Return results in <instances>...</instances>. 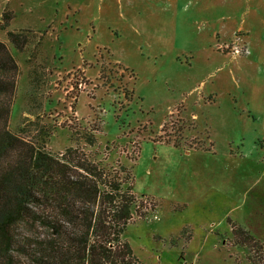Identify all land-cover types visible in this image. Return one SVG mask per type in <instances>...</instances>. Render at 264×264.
<instances>
[{
    "label": "rangeland",
    "instance_id": "1",
    "mask_svg": "<svg viewBox=\"0 0 264 264\" xmlns=\"http://www.w3.org/2000/svg\"><path fill=\"white\" fill-rule=\"evenodd\" d=\"M235 7L218 19L191 0H0L19 71L9 131L131 171L136 212L155 204L123 233L141 264H252L228 222L264 254V101L251 94L264 64Z\"/></svg>",
    "mask_w": 264,
    "mask_h": 264
},
{
    "label": "trees",
    "instance_id": "2",
    "mask_svg": "<svg viewBox=\"0 0 264 264\" xmlns=\"http://www.w3.org/2000/svg\"><path fill=\"white\" fill-rule=\"evenodd\" d=\"M12 17L10 12L2 14L1 30ZM6 37L17 51L28 42L15 31H7ZM18 72L0 41V264H141L123 233L133 214L143 219L155 204L142 197L145 210L136 212L133 177L125 166L91 161L78 147L53 154L43 143L11 133L8 122ZM132 79L134 85L135 75ZM130 92L129 101L133 87ZM97 131H91L86 144H94ZM166 144L179 148L175 141ZM228 223L232 240L255 254H248L249 261L264 264L262 245Z\"/></svg>",
    "mask_w": 264,
    "mask_h": 264
},
{
    "label": "crops",
    "instance_id": "3",
    "mask_svg": "<svg viewBox=\"0 0 264 264\" xmlns=\"http://www.w3.org/2000/svg\"><path fill=\"white\" fill-rule=\"evenodd\" d=\"M171 1L178 2V0ZM191 2L195 5V12L198 15L208 14L218 19L230 18L237 6L240 16L251 21L255 27V29H243V42L249 52L251 47L255 51V58L259 64H264V0H191ZM262 67L263 75L258 78L259 83L252 86L251 94L253 98L264 101V65Z\"/></svg>",
    "mask_w": 264,
    "mask_h": 264
},
{
    "label": "built area",
    "instance_id": "4",
    "mask_svg": "<svg viewBox=\"0 0 264 264\" xmlns=\"http://www.w3.org/2000/svg\"><path fill=\"white\" fill-rule=\"evenodd\" d=\"M240 50H241V51H240ZM239 51L242 52V49H239V50H238V49H235V51H234L233 53H236V54L238 53V54H239ZM244 51H245V50H243V52H244Z\"/></svg>",
    "mask_w": 264,
    "mask_h": 264
}]
</instances>
